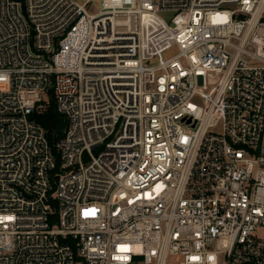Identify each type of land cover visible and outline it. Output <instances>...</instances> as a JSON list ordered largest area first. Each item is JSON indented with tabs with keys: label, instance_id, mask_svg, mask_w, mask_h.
Returning a JSON list of instances; mask_svg holds the SVG:
<instances>
[{
	"label": "built area",
	"instance_id": "obj_1",
	"mask_svg": "<svg viewBox=\"0 0 264 264\" xmlns=\"http://www.w3.org/2000/svg\"><path fill=\"white\" fill-rule=\"evenodd\" d=\"M174 263L264 264V0H0V264Z\"/></svg>",
	"mask_w": 264,
	"mask_h": 264
},
{
	"label": "trees",
	"instance_id": "obj_2",
	"mask_svg": "<svg viewBox=\"0 0 264 264\" xmlns=\"http://www.w3.org/2000/svg\"><path fill=\"white\" fill-rule=\"evenodd\" d=\"M33 118L44 128L52 146L63 136L67 123L64 117L58 114L53 99H50L44 109L35 113Z\"/></svg>",
	"mask_w": 264,
	"mask_h": 264
},
{
	"label": "rangeland",
	"instance_id": "obj_3",
	"mask_svg": "<svg viewBox=\"0 0 264 264\" xmlns=\"http://www.w3.org/2000/svg\"><path fill=\"white\" fill-rule=\"evenodd\" d=\"M166 41H167V37L163 33L160 32L159 35L157 36L156 40H155L154 45L156 44L157 49H160L166 44ZM173 52H163L161 54L149 55L148 62L156 61L159 58V56L168 57V56L172 55ZM174 264H176V263H174Z\"/></svg>",
	"mask_w": 264,
	"mask_h": 264
}]
</instances>
